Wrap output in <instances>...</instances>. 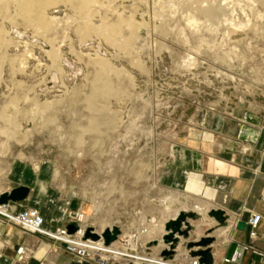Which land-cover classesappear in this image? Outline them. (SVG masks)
I'll return each mask as SVG.
<instances>
[{
	"label": "rangeland",
	"instance_id": "374dc122",
	"mask_svg": "<svg viewBox=\"0 0 264 264\" xmlns=\"http://www.w3.org/2000/svg\"><path fill=\"white\" fill-rule=\"evenodd\" d=\"M17 5L0 9V177L16 162L46 169L48 189L83 206V228L135 226L147 190L154 200L166 191L154 176L174 145L212 133L207 114L231 120L242 110L264 129V0L95 2L89 24L120 22V39L134 34L128 47L109 42L108 29L85 34L76 4L48 8L47 34ZM102 74L112 89L97 94L92 112ZM137 232L120 234L128 242ZM125 247L117 245V257Z\"/></svg>",
	"mask_w": 264,
	"mask_h": 264
},
{
	"label": "crops",
	"instance_id": "0c3cea01",
	"mask_svg": "<svg viewBox=\"0 0 264 264\" xmlns=\"http://www.w3.org/2000/svg\"><path fill=\"white\" fill-rule=\"evenodd\" d=\"M245 113L241 110L240 115L231 120L209 113L203 125L211 127L213 134L197 132L182 146L174 145L172 158L164 160L154 176L155 184L166 191L154 200L153 189L147 190L145 205L135 226H123L120 220H109L116 222L123 232L134 235L138 229L142 231L139 240L130 236L127 242V238L118 236L113 245L115 250L118 244L123 247L127 244L129 248L151 256L149 262H144V257L136 255L134 264H190L192 260H198V256L191 255L197 247L189 248L187 243L210 236L215 239L210 244L212 264H264V129ZM27 175L33 178L25 180ZM48 176L46 169L37 174L35 168L16 162L11 172L0 177V196L18 186L28 187L24 200L9 201V211L35 208L43 217L44 228L57 230L69 226V215L81 211L83 206L79 207L72 197L62 199L49 190ZM177 192L187 193L190 197L187 195L180 200ZM212 209L224 211V224H219L208 214ZM185 211L196 213L195 219H188L193 229L188 238L179 236L172 255L164 256L161 254L167 248L161 239L165 233L164 222ZM251 213L261 216L255 238L249 236L247 225ZM140 217L146 219L144 225ZM103 219L107 220L105 216ZM240 221L245 222L244 230L237 228ZM231 241L248 247L244 248L240 262L225 257ZM0 264H75V260L63 243L25 231L0 215Z\"/></svg>",
	"mask_w": 264,
	"mask_h": 264
},
{
	"label": "built area",
	"instance_id": "2783aa9c",
	"mask_svg": "<svg viewBox=\"0 0 264 264\" xmlns=\"http://www.w3.org/2000/svg\"><path fill=\"white\" fill-rule=\"evenodd\" d=\"M9 203H0V215L4 216L10 223H13L25 231L45 235L51 239L59 241L65 245V248L74 256L75 264H129L121 262V260L131 261L135 256L130 248L125 247V252L120 251L118 257L114 256L113 251L105 250L102 247L90 248L85 242L90 239L84 238L85 230L79 223L77 212L69 215V224H74L73 232H69L67 227L57 230H47L43 227V217L37 209L25 207L16 212L7 211ZM2 208L4 210H2ZM260 214L251 213L247 225L249 226V236L255 238L256 227L260 220ZM109 247V245H107ZM105 245V247H107ZM247 249V246H244ZM146 259V258H145ZM162 260V258H160ZM190 264H200L197 259L191 261Z\"/></svg>",
	"mask_w": 264,
	"mask_h": 264
},
{
	"label": "water",
	"instance_id": "95a60500",
	"mask_svg": "<svg viewBox=\"0 0 264 264\" xmlns=\"http://www.w3.org/2000/svg\"><path fill=\"white\" fill-rule=\"evenodd\" d=\"M28 187L18 186L13 188L9 192H5L0 196V203H9V201L19 202L25 199L28 194ZM210 216H213L219 224H224L226 222V215L224 211L220 209H212L208 212ZM196 213L194 212H182L176 218L168 219L164 222V231L165 233L162 235V241L167 245V248H164L161 252L164 256H170L174 253V249L179 242V236L186 239L189 237L190 230L192 228L189 218H195ZM69 232H73L74 224H70L67 226ZM237 228L244 230L245 222L240 221L237 223ZM121 233L120 228L118 226H111L104 228L100 234L94 232L92 227H87L85 229L84 238L99 240L101 239L104 245H110L113 241H115L119 234ZM214 237L206 236L202 237L198 240H190L187 243L189 248L197 247L196 250L191 251L192 256H198V261L200 264H212L213 255H212V247L210 244L214 241ZM245 254L244 247L235 242L231 241L228 244V248L225 253V257L228 260H232L234 262H240L241 258Z\"/></svg>",
	"mask_w": 264,
	"mask_h": 264
},
{
	"label": "bare ground",
	"instance_id": "6f19581e",
	"mask_svg": "<svg viewBox=\"0 0 264 264\" xmlns=\"http://www.w3.org/2000/svg\"><path fill=\"white\" fill-rule=\"evenodd\" d=\"M58 1L59 0H0V9L3 12L6 13V10L8 9V7L12 3L14 4V2L15 3L17 2V4H18L17 5L18 6V11L20 12V14L23 17H25L29 22H32L34 24V26H35V29L38 32H42V33L47 34V32H49L51 30V28H52V24L49 22V19L47 18V15H48L47 14V10H48V8L50 6L56 5ZM65 1H68V2L72 3L73 5L76 4L78 6V8H79V11H81L82 14H86V16H87V20H86L87 21L86 22L87 23V26L84 28L85 34H87V35L90 34L91 35L93 33L100 32V30H102V29H108V30H110V35H108V37H106V39L109 42H111V43H117V44L123 45L125 47L126 46L128 47L129 41H130L131 37L134 34H132L131 36L124 37V38L120 39L119 36L121 35V28H122L120 22L112 23V24H104L103 26H101V24H100V27L99 26L96 27V26H93V25H90L89 24L90 20L92 19V16L91 15L93 13V10H92L91 6L95 2H100V0H65ZM204 11H206V12H208L210 14H213L214 13V10L212 8H210V7L208 9L206 8V10H204ZM84 20H85V18H84ZM127 25H130V23L128 22ZM3 33H4V29H0V45L5 44V42L7 41L6 39L3 38ZM106 33H108V32H106ZM18 35L19 36H22L23 34L19 31L18 32ZM101 35H103V34H101ZM97 78L99 80H101V81L106 82V84L103 86V88H99L97 91H95V93L92 96L89 97V100L91 101L90 110L92 112H96L97 110H99L96 107V105L94 104V102H93L94 99L96 98L97 94H106L107 93V90H111L112 89V87L110 85V82H109V77L107 75L102 74L100 76H97ZM88 130L95 131V132L97 131L92 126H90V128H88ZM24 178H25V180L30 181V179L33 178V177H30V176L27 175ZM2 210H4V209L2 208ZM7 211H9V205L7 207ZM184 213H186V212H184ZM145 223H146V219L145 218H141V224L144 225ZM106 227H111V225H106L104 228H106ZM153 228H154L153 230H155V227H153ZM83 229L85 230L86 227L83 228ZM120 231L122 233V230L121 229H120ZM94 232L98 233L96 230H94ZM100 233H98V234H100ZM138 234H139L138 237H141L142 236V231L140 229H138ZM120 235L121 234H119V236ZM117 239L115 241H113L109 245V247L108 246L105 247V245H104V243H103V241L101 239H99V240H92V239H90L88 242H85V243L89 247H93V248L102 247L105 250L116 251L115 248L113 247V245L118 241ZM114 256L116 257V254L115 253H114Z\"/></svg>",
	"mask_w": 264,
	"mask_h": 264
}]
</instances>
